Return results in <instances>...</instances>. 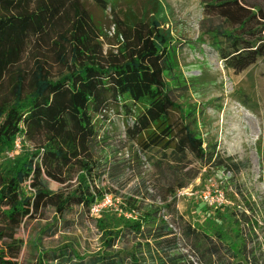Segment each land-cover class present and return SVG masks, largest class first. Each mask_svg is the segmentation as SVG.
Returning a JSON list of instances; mask_svg holds the SVG:
<instances>
[{
  "label": "trees",
  "instance_id": "1",
  "mask_svg": "<svg viewBox=\"0 0 264 264\" xmlns=\"http://www.w3.org/2000/svg\"><path fill=\"white\" fill-rule=\"evenodd\" d=\"M93 1L102 10H115L120 0ZM201 2L200 38L208 37L226 67L242 72L264 57V6ZM117 15L123 43L118 52L105 53L100 29L82 0H0V264H23L26 242L20 230L47 209H53L57 224L43 232L53 236L90 217L109 195L120 202L94 218L97 249L44 250L35 264H195L179 253L180 236L170 220L183 221V239L206 264H263L259 222L240 208L241 189L224 191L237 206L232 214L239 242L231 244L221 228L210 233L180 215L176 193L189 184L180 170L162 184L161 201L148 193L149 186L147 194L121 195L103 183L100 123L113 105L133 117L128 131L144 153L171 150L180 160L191 155L209 170L230 161L215 145H206L192 123L180 129L174 124L178 105L167 81L176 60L171 33L158 21L128 24ZM33 43L47 46L34 50ZM46 50L54 53L59 73L39 57ZM18 137L21 150L5 158ZM45 174L63 187L50 188Z\"/></svg>",
  "mask_w": 264,
  "mask_h": 264
},
{
  "label": "rangeland",
  "instance_id": "2",
  "mask_svg": "<svg viewBox=\"0 0 264 264\" xmlns=\"http://www.w3.org/2000/svg\"><path fill=\"white\" fill-rule=\"evenodd\" d=\"M246 1L257 7L264 6V0ZM82 3L100 29L105 53L118 52L123 43L116 14L120 21L128 24L137 20L158 21L161 28L171 33L176 60L167 81L178 105L172 112L174 124L180 129L192 123L206 145H215L223 159L230 160L224 161L225 166L219 170H209L202 168L191 155L180 160L171 150L151 149L144 153L139 150L138 140L128 131L133 126V117L113 105L100 123L99 149L106 170L103 183L114 187L121 195L147 194L146 186H149L148 193L161 201L162 184L175 180L172 171L180 170L182 178L189 182L176 193L180 215L196 228L210 233L221 228L231 244L239 242L232 214L237 206L221 194L223 190L237 192L241 189L245 198L240 208L259 222V240L264 241V57L242 72L226 67L208 37L200 38L201 0H120L115 10H102L93 0H82ZM47 43L39 46L33 43V49ZM50 52L46 50L38 55L48 59L54 72L59 73V63ZM4 157H8L7 153ZM44 178L52 189H61L64 185L48 174ZM208 192H211L210 199L205 198ZM107 197L110 201L95 205L90 217L83 222L76 221L70 228L60 227L53 236L49 231L43 232L57 224L53 209L27 222L19 233L26 242L21 256L23 264H35L42 251L66 245L81 253L97 249L100 241L94 218L101 209L117 207L120 202V197L117 200L110 195ZM170 221L179 233V253L184 260L206 264L194 252L192 243L183 239V221Z\"/></svg>",
  "mask_w": 264,
  "mask_h": 264
},
{
  "label": "built area",
  "instance_id": "3",
  "mask_svg": "<svg viewBox=\"0 0 264 264\" xmlns=\"http://www.w3.org/2000/svg\"><path fill=\"white\" fill-rule=\"evenodd\" d=\"M21 147H22L21 138L18 137L16 139V141H15V145H14L13 149L7 151L8 157H10V158L15 157V155L21 150ZM221 195H222L223 198H225V196H224V190L222 191V194ZM210 196H211V192H208L207 194H205V198L206 199H210ZM105 200L106 201H110V198L109 197H106ZM163 212L165 213V210H163ZM194 263L197 264L196 262H194Z\"/></svg>",
  "mask_w": 264,
  "mask_h": 264
}]
</instances>
